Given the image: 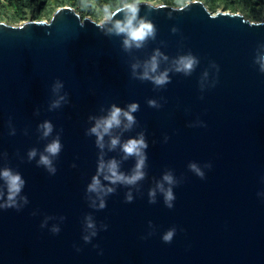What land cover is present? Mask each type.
<instances>
[{
    "label": "water",
    "instance_id": "1",
    "mask_svg": "<svg viewBox=\"0 0 264 264\" xmlns=\"http://www.w3.org/2000/svg\"><path fill=\"white\" fill-rule=\"evenodd\" d=\"M147 2L139 16L156 33L141 47L110 31L123 13L103 26L70 6L49 21H0V173L24 180L5 207L0 175V264H264V17L212 12L201 0L183 9ZM188 56L193 70L177 71ZM146 70L168 82L140 79ZM132 103L135 124L126 130L122 118L100 148L90 134L96 120ZM141 134L143 179H105L113 160L134 174L139 158H126L122 145ZM57 139L52 172L38 162ZM94 178L99 192L88 190Z\"/></svg>",
    "mask_w": 264,
    "mask_h": 264
},
{
    "label": "clouds",
    "instance_id": "2",
    "mask_svg": "<svg viewBox=\"0 0 264 264\" xmlns=\"http://www.w3.org/2000/svg\"><path fill=\"white\" fill-rule=\"evenodd\" d=\"M142 3V0H124L122 6L116 8L115 11H110L107 7L104 8V20L101 22V26H103L105 23L113 22L114 17L120 15L121 13L124 14L123 19L121 20H114V23H112V29L110 31L114 30L117 35H124L126 36V39L124 40V45L126 48L131 47V43L135 42L136 47H141L143 42L146 41L149 37L155 38L156 28L155 25L144 18H141L139 16L140 13V5ZM147 5L149 7V10L152 9H163L165 5L160 4L157 5L156 0H148ZM184 6H182L181 9H183ZM175 31V29L173 30ZM159 55V53H157ZM264 59V58H262ZM197 61L191 57H182L178 61L179 67L177 68V71H184L185 73H190L193 70V67ZM137 65H133V69H135ZM146 68H150L151 72H155L157 69V60L154 56L150 62V65H146ZM262 71H264V65H262ZM140 79H151L157 86L164 85L168 82V76L167 73H163L158 76H150L149 71L146 70L143 74V76L139 77ZM60 87H62V84L57 82V84L54 86V90H58ZM64 98L61 97L60 100H63ZM60 100L55 101L52 104L53 108L59 107ZM149 105L156 106L155 101H149ZM139 105L136 103H132L128 106L127 110H123L120 107H117L115 105L112 106L109 114L105 117H102L100 119L96 120L95 126L90 129V134H94L97 136V144L100 148L104 147V137L105 135H109L114 128H118L122 124V118L123 120H126L127 123H125L123 126L124 128L130 129L135 124V117L133 116V113H135L138 110ZM43 129V135L47 137L51 134L53 130V126L50 122H45L40 126ZM118 144H120L119 138H113L111 139V147L115 148ZM147 148V144L144 140L143 134H141L139 139H129L127 142H125L122 145V151L125 153V157L130 156H136L138 157V163L136 165L135 172L132 176H125L123 174H120L118 172V164L115 160L111 161L107 165V170L110 173V175L105 176V179L110 180L112 183L122 182L126 184H134L137 181L143 179L144 173L142 171L144 167V161L145 157L143 155V149ZM61 150V144L59 140H55L52 143H50L45 151L49 155H41L39 164L44 165L48 167V169L52 172L55 171L54 168H52V161L49 158V156H56L59 154ZM29 160L33 159L36 156V150L33 149L28 154ZM105 165L101 164V170H103ZM194 170L198 172L199 175H203V173H200L198 169L195 168V165H191ZM0 175L3 176V178L6 180L9 190L8 195V201L9 203L5 205V207H12L15 205V198L20 193L23 185L24 180L21 178L19 174H14L10 169H5ZM164 179L168 181L169 183H172V177L170 175H165ZM100 181L97 178L93 179V183L89 185V191L90 192H99L100 191ZM161 190L163 191V188L161 186ZM113 189L109 188L106 190V192H111ZM151 195L154 197L155 193H151ZM131 199V196H129V200ZM174 199L173 193L171 189H169L166 192V202L168 203V206L171 207V201ZM105 205L103 203V200H101L100 207L103 208ZM89 227H92L90 224ZM58 231V230H57ZM173 232L169 231L163 236V240L165 242H171L173 237ZM95 235V233H93ZM85 240L88 241L89 237H85Z\"/></svg>",
    "mask_w": 264,
    "mask_h": 264
},
{
    "label": "trees",
    "instance_id": "3",
    "mask_svg": "<svg viewBox=\"0 0 264 264\" xmlns=\"http://www.w3.org/2000/svg\"><path fill=\"white\" fill-rule=\"evenodd\" d=\"M148 1V0H142ZM193 0H156L157 4L180 7ZM212 11L241 12L252 21L264 17V0H201ZM124 0H0V21L20 24L29 20H50L63 6L73 7L82 18L91 17L97 22L104 18V8L115 11Z\"/></svg>",
    "mask_w": 264,
    "mask_h": 264
},
{
    "label": "rangeland",
    "instance_id": "4",
    "mask_svg": "<svg viewBox=\"0 0 264 264\" xmlns=\"http://www.w3.org/2000/svg\"><path fill=\"white\" fill-rule=\"evenodd\" d=\"M46 21H49L48 19H45ZM102 20H104V18L103 19H101V21ZM101 21H99V22H101ZM20 24H22V23H20ZM20 24H15V25H20Z\"/></svg>",
    "mask_w": 264,
    "mask_h": 264
}]
</instances>
